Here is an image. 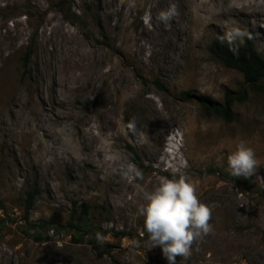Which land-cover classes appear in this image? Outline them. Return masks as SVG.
<instances>
[{
    "label": "rangeland",
    "instance_id": "obj_1",
    "mask_svg": "<svg viewBox=\"0 0 264 264\" xmlns=\"http://www.w3.org/2000/svg\"><path fill=\"white\" fill-rule=\"evenodd\" d=\"M237 27L264 57V0H0V264H169L135 184L152 190L175 168L214 229L176 264H264V90L210 52ZM226 92L244 96L230 123L182 95L223 102ZM241 141L259 161L248 178L227 171ZM129 163L142 180L123 178ZM83 203L78 242L67 223ZM34 224L40 242L26 234Z\"/></svg>",
    "mask_w": 264,
    "mask_h": 264
},
{
    "label": "clouds",
    "instance_id": "obj_2",
    "mask_svg": "<svg viewBox=\"0 0 264 264\" xmlns=\"http://www.w3.org/2000/svg\"><path fill=\"white\" fill-rule=\"evenodd\" d=\"M177 14V6L172 4L158 14L161 22L167 23ZM251 35L240 28H232L226 33L228 43L236 45L245 36ZM234 53L238 47H233ZM129 128H134L130 121ZM259 161L254 150L241 141L235 151L227 157V171L233 177L248 178L253 176ZM123 178L130 183L143 179V173L134 164L129 163L122 169ZM137 195L143 203L138 207V214L144 218V229L152 247L159 246L169 264H176V258L188 259L192 253V245L204 236L213 233L210 220L212 209L201 202L197 195V187L191 178L181 173L179 168L173 169V177L161 176L158 184L147 190L135 184ZM97 241L102 245L104 237L97 234Z\"/></svg>",
    "mask_w": 264,
    "mask_h": 264
},
{
    "label": "trees",
    "instance_id": "obj_3",
    "mask_svg": "<svg viewBox=\"0 0 264 264\" xmlns=\"http://www.w3.org/2000/svg\"><path fill=\"white\" fill-rule=\"evenodd\" d=\"M76 18L79 19L78 16H76ZM233 47H238L237 53L230 50ZM210 52L212 56L226 68L240 72L244 77L246 85L249 86L250 89L257 91L264 90V57L257 51L252 40L247 39L241 45H232L228 42L215 40L210 46ZM32 53L33 49L30 46L24 59L25 64H27L31 58ZM182 95L184 100H196L205 110L227 123L232 122L234 119L233 105L235 102L244 99L243 92L239 93V96H235L231 92H226L223 102L212 100L204 96L195 97L189 93H183ZM37 192V188L35 187L30 188L26 192L24 214L27 222H29L30 214L34 208ZM75 208L76 210L74 212H77L78 215L75 216V213L72 214L67 226L72 229V232H74L73 237L75 241L81 242L85 240L84 233L87 232L86 229L89 227L88 222L90 219L91 208L86 203ZM43 229L44 227L34 224L26 234L35 241L40 242L45 239L42 235ZM98 251L99 253L102 252L101 250Z\"/></svg>",
    "mask_w": 264,
    "mask_h": 264
}]
</instances>
